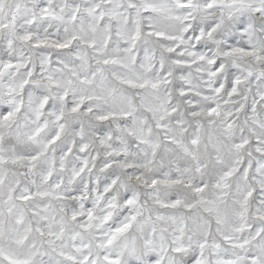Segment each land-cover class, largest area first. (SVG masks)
Instances as JSON below:
<instances>
[{
    "label": "snow or ice",
    "instance_id": "1",
    "mask_svg": "<svg viewBox=\"0 0 264 264\" xmlns=\"http://www.w3.org/2000/svg\"><path fill=\"white\" fill-rule=\"evenodd\" d=\"M0 264H264V0H0Z\"/></svg>",
    "mask_w": 264,
    "mask_h": 264
}]
</instances>
